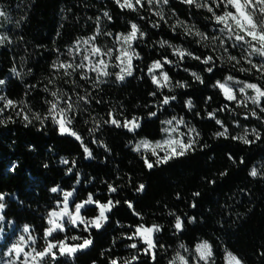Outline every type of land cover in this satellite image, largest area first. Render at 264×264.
I'll return each instance as SVG.
<instances>
[{
	"label": "trees",
	"instance_id": "trees-1",
	"mask_svg": "<svg viewBox=\"0 0 264 264\" xmlns=\"http://www.w3.org/2000/svg\"><path fill=\"white\" fill-rule=\"evenodd\" d=\"M168 2L166 11L157 15L148 3L133 11L121 8L116 0H0L6 13L1 17L6 39L0 45V79L5 81L0 92L15 105L5 107L0 101V204L6 226H28L38 238L45 237L49 214L65 192L73 191L75 202L86 201L89 194L99 203L113 202L99 229L68 226L54 232L52 240L78 236L81 240L70 242L91 239L92 243L74 254H59L50 264H111L113 259L118 264H171L185 249L194 263L196 245L203 239L213 248L210 264H226L227 251L246 264H264V98L259 105L243 109L227 101L215 86L232 76L230 83L264 88V74L241 71L251 68L247 59L230 43L226 47L221 39H211L226 34L220 33L221 26L206 8L182 0ZM132 23L144 36L133 43L139 59L133 60L132 75L124 80L96 82L82 78L84 73L66 76L52 67L74 61L69 50L95 35L97 27V37L105 40L127 34ZM195 31L209 39L195 36ZM162 41L167 43L161 46ZM176 46L201 59L187 55L179 59L173 51ZM207 56L213 57L212 63L202 62ZM164 58L172 61L163 68L170 85L158 88L149 69ZM52 91L64 105L65 100L73 104L70 128L79 140L61 134L49 115L47 101L55 99ZM165 96L175 99L165 105ZM208 113H215V118ZM175 116L197 128L193 148L161 164L150 155L154 166L147 168L149 159L136 150L135 142L163 137L164 122ZM133 117L140 125L134 131L106 123L116 118L123 125ZM225 128L226 136H218ZM233 137H246L251 143ZM259 163L260 174L252 176ZM141 184L144 189L138 191ZM109 186L116 191L110 192ZM83 214L93 218L99 209L96 204L85 205ZM177 217L183 222L181 230L174 227ZM139 225L160 227L155 259L144 251L147 246L140 239L127 238ZM132 243L137 248H130Z\"/></svg>",
	"mask_w": 264,
	"mask_h": 264
},
{
	"label": "snow or ice",
	"instance_id": "snow-or-ice-1",
	"mask_svg": "<svg viewBox=\"0 0 264 264\" xmlns=\"http://www.w3.org/2000/svg\"><path fill=\"white\" fill-rule=\"evenodd\" d=\"M154 0H147V3L151 4ZM164 3L167 4L168 0H155V3ZM184 3L193 5L195 4L196 7H206L207 10L212 13V17L216 24L220 25L219 28L220 33L227 34V39L233 41V43L230 45L231 47L235 48L237 46H240L243 51L245 52L247 63L251 66L250 69H244L241 68V71H250L252 69H255L256 71L264 74V62L260 64H256L253 62L251 57L253 56H260L261 58H264V0H213L215 3V6L218 8L221 5H223L225 11H223L222 14L217 15L213 6L209 3H207V0H204V3H199L197 0H183ZM116 3L121 8H127L133 11L137 10V6L143 7L144 6V0H135V3L133 0H116ZM233 9L232 11H228V8ZM157 15H161L159 12L156 13ZM6 13L3 10H0V17H5ZM104 16L107 17L109 20L111 17L107 12L104 13ZM163 18V17H161ZM99 24V20L97 21ZM158 26V25H157ZM185 31L188 34H193L191 29H185ZM100 34V28L97 27L96 34L83 40L78 41L74 48L69 50V55L71 56L73 52L80 53L83 51L84 54L82 56L81 62L79 64H75L73 62H57L53 64V68L57 71L63 70L64 74L66 76H71L72 72L82 70L87 68L89 72H95L97 74V81L101 76H108L109 72L108 69V63L106 58H111L115 54V60L118 61V64L116 67L120 68V73L117 74V78L119 80H124L125 75H132V61L133 58L139 59V54L135 51L133 48V42L136 41L138 38H142L144 36V33L141 32L138 28V25L135 23L131 24V29L127 34H118L116 38L117 44H119V47L113 46V48L109 49H102L101 47L96 46V36ZM139 34V35H138ZM195 36L202 37L203 39H209V37L206 34H202L199 31H195ZM106 35H112L111 33H106ZM6 39L5 36L0 35V43H3ZM211 39H218V37H212ZM166 41L161 42V46H163ZM223 44V41L221 42ZM81 45H84V48L81 49ZM247 45V48H244V46ZM174 54L179 57V59H183L186 55L191 56L194 59H201L198 56H193L191 52H187L184 49H173ZM224 51H227V48L224 49ZM230 60L235 61L236 63H239V60L235 56H230ZM204 64H209L213 62L212 56H207L202 61ZM172 63V61L167 60L166 58L162 60H156L153 62L149 69V73L152 75V83L157 85L158 88H164L167 87L170 83V78L167 72L163 71L164 65ZM71 70V71H70ZM157 70L160 71V75L157 76L155 73ZM15 72V69H13ZM207 71L211 72L212 68L209 67ZM19 75V73H17ZM193 77H195L196 80H199L201 83H203V80L199 75L196 73H192ZM82 78L87 79V74H85ZM234 77L228 76L225 81H217L216 87H218L224 97L227 101L232 102L235 101L237 103H244V101L238 100L234 88L230 86L228 83L229 81H233ZM236 83H242L237 81ZM5 81L3 79H0V86L4 85ZM183 87L184 85H180ZM246 89H251L255 92L254 96L248 97L245 93ZM238 91L240 93H245V100L250 99L253 104L259 105L261 102V98H264V88H261L258 84L255 83H244L243 86H241ZM51 96L55 99L52 101H47V103L50 104L49 107V115L52 116L53 120L57 123L59 126V131L61 134H70L72 136H75L77 140L80 139V137L76 134V132L72 131L71 128L68 126L72 122V118L69 116V113L72 112L73 104L69 100H65V107L60 108V97L58 96L56 91L51 92ZM80 99H86L85 97H80ZM170 99H175V97L169 98L168 96H165L162 100V104H168L170 102ZM0 101H4L5 107H14V101L11 99H7L5 96H0ZM188 106L191 107V101H188ZM246 106V105H245ZM3 111V108H0V112ZM151 115L155 116L156 113L153 112ZM252 115L255 116L256 112L253 111ZM209 118H215V113H208ZM41 117L39 115L36 116V119H40ZM25 120H28V116H24ZM175 120V117L172 120H167L164 123L167 125H173V121ZM106 123H111L117 127H125L129 131H134L135 129L139 128V122L138 118L133 117L131 120L125 119L123 122V125H121V122L117 120L116 118H111L109 121H106ZM217 124H221L222 122L220 120H216ZM181 124H184V121L178 120L176 121V125L179 126ZM165 133H168L167 139L163 141H158L154 146L150 144L148 141H142L140 145L136 146V150L139 151L141 147L145 149H151L152 155L156 157V164L161 163H167L170 159H173L178 156H183L185 153L193 148V145L195 143L194 138L188 139L187 143L184 141V134H180L179 138H176L172 135V133H175L178 131V127H171V128H165L163 129ZM194 129H189V134L192 133ZM227 129L225 128L223 131L218 132V136H226ZM198 135V133H197ZM234 139H241L245 144L251 143L246 137H233ZM257 138H259L257 136ZM156 149H161L164 151V155L161 156ZM84 152L91 156L92 153L90 150L85 147ZM66 163V161H65ZM146 167L151 169L153 168V163L148 162V160H145ZM252 176H256L258 173L256 169H253L250 173ZM144 185L141 184L138 187V191H143ZM53 192H56L57 189L53 188ZM110 192H115L116 188L109 186ZM72 192H65L63 194V206L62 208L57 211L53 210L49 214L48 218V224L50 225L49 228L45 231V238L52 236L54 232L57 230L64 231V224L62 223L64 217H68L69 221L73 225H77V223H81L85 225V229L89 226L95 227L99 229L102 226V223L107 220L106 212L111 210V207L113 206V202L109 200L107 203H99V201H94L92 198V195L89 194L86 201H83L81 203H77L74 206V212L69 210L68 200L69 197L72 196ZM197 195H199L197 193ZM0 199H3L2 196H0ZM96 204L99 209V215L95 217L92 220L85 221V219L81 216V209L85 207V205H91ZM195 205H193L194 207ZM129 207H132L131 203H129ZM0 208H3V204H0ZM183 222L182 220L177 217L174 227L177 230L182 229ZM160 231V227L158 225H152V226H144L139 225L135 227V231L132 235L128 236L127 238L132 239H140L147 247L144 249V251L151 255L153 259H155V253L154 249L156 247V243L153 239V235L156 232ZM24 232L28 233L29 229L27 227L24 228ZM71 240H81V237L78 236H72L70 237ZM29 241L32 245L35 244V240L29 235ZM28 242L25 241L24 236H20L17 243H14L12 245V248L9 250V255H12L15 253L17 260L20 259L21 254H23V260L20 261V264H42L43 260L47 256H55V253H53V249L58 248L61 255L63 254H73L78 250H81L83 248L88 247L91 245L92 240L91 239H83L82 243L76 244V245H69L67 242V239L61 240L58 243H52L49 242L42 250H37L35 247L31 248L30 252H26L24 250V246L27 245ZM130 248H137V244L132 243L129 245ZM184 246L181 245V248ZM187 251V249H185ZM196 258L197 261H203L205 264H208L212 257V248L211 245L204 241L202 243H199L196 245L195 248ZM133 260L136 259V257L132 258ZM14 264V262H13ZM111 264H118L117 259H113L111 261ZM124 264H132L131 261H125ZM171 264H189L188 259H186L185 255H182L180 252L176 253L175 258L171 261ZM227 264H242V261L233 255L231 252L227 253Z\"/></svg>",
	"mask_w": 264,
	"mask_h": 264
},
{
	"label": "rangeland",
	"instance_id": "rangeland-1",
	"mask_svg": "<svg viewBox=\"0 0 264 264\" xmlns=\"http://www.w3.org/2000/svg\"><path fill=\"white\" fill-rule=\"evenodd\" d=\"M183 1V0H182ZM133 2L135 3V0H133ZM197 2H199V3H204V0H197ZM144 3H147V0H144ZM169 3V2H168ZM168 3L167 4H164V3H155V0H154V2L153 3H151V4H149L151 7H152V9L154 10V11H156V12H159L160 14L161 13H163V12H165L166 11V8H167V5H168ZM207 3H209V4H211L212 6H213V8H214V10H215V12H216V14L217 15H220V14H222L223 13V11H225V9H224V7H223V5H221L220 7H216L215 6V3L213 2V0H207ZM204 8H206V7H204ZM207 9V8H206ZM0 10H1V8H0ZM228 11H232L233 9H231L230 7L227 9ZM3 27H4V24L2 23V20H1V17H0V35H2V36H4V31H3ZM139 28V27H138ZM139 30H140V28H139ZM141 31V30H140ZM139 35V34H138ZM218 37V39H221V42L223 41V44L226 46V47H230L229 46V43L230 44H232L233 43V41H228L227 40V38H225V37H227V34L225 35V37L223 36V38L222 37H220V36H217ZM87 38H89V37H86V38H83V39H81V40H79V41H83V40H85V39H87ZM116 38H117V36H115L114 38L112 37V36H110V38H106L105 40H101V39H99L97 36H96V41H95V44H96V46H98V47H101L102 49H109V48H113V46L115 45V47H119V44H117V42H116ZM134 43V42H133ZM0 45H1V43H0ZM84 48V45H81V49H83ZM244 48H247V45H245L244 46ZM175 49H184L183 47H181V46H176L175 47ZM234 50H237V53H240V55H242L245 59H247L246 58V55H245V52L243 51V49L240 47V46H237V47H235V48H233ZM185 50V49H184ZM136 51V50H135ZM137 52V51H136ZM84 54H86V53H84L83 51H81L79 54L78 53H76V52H74V61H70V62H73V63H75V64H79L80 62H81V59H82V56L84 55ZM107 59V63H108V69H107V71L109 72V75L108 76H106V77H104V76H101L100 78H99V80L98 81H104V80H110V79H113V78H117V74L118 73H120V68L119 67H116V65L118 64V61H116L115 60V54L113 55V57H111V58H106ZM135 58H133V60H134ZM251 59L253 60V62L254 63H256V64H260L261 62V60L258 58V57H256V56H253V57H251ZM132 66H133V61H132ZM71 71V70H70ZM163 71H165V70H163ZM84 73V75L85 74H87V77H88V79H90V80H92V81H96V82H98L97 81V74L95 73V72H89L88 71V69L87 68H85V69H82V70H78V71H74V72H72V73H74V74H76V73ZM166 72V71H165ZM157 76H159L160 75V71L159 70H157V72L155 73ZM84 75H82V76H84ZM221 82H223V81H221ZM229 84H230V86H232L233 88H234V90H236L235 91V94H236V96H237V98H238V100H241V101H244V103H237L240 107H242L243 109H250V108H252L254 105H256V104H253L252 103V101L250 100V99H248V100H245V93H246V95L248 96V97H251V96H254L255 95V92L253 91V90H251V89H246L245 90V93H240L239 91H238V89L242 86V85H237V84H235L234 82L232 83H230V82H228ZM169 85H170V83H169ZM168 85V86H169ZM0 96H2V93L0 92ZM246 105V106H245ZM59 107L60 108H64L65 107V105L62 103V102H60L59 103ZM174 118V117H173ZM173 118H171V119H169V120H172ZM183 120L184 121V124H181V125H179V126H177L176 125V121H178V120ZM139 122V121H138ZM69 127H70V125H68ZM171 127H178V131L177 132H175V133H172V135L174 136V137H176V138H179L180 137V134H184V141H185V143H187V141H188V139H190V138H194V140H195V142H196V138H197V133H198V130H197V128L193 125V124H191L188 120H186L184 117H181V116H175V120L173 121V125H167L166 124V128H171ZM189 129H194V131L192 132V133H190L189 134ZM167 137H168V133H165L164 134V136L163 137H161V138H159V139H155V140H153V139H148V138H141V139H139L138 141H136L135 142V147L137 146V145H140L141 144V142L142 141H148V142H150V144L151 145H155L158 141H163V140H165V139H167ZM140 151L148 158V156H150V155H152V151H151V149H145V148H143V147H141V149H140ZM156 151L161 155V156H163L164 155V151H162L161 149H156ZM153 156V155H152ZM153 157H155V156H153ZM149 159V158H148ZM148 162H151L150 161V159L148 160ZM253 169H256V171H257V175H259L260 174V172H261V164L259 163V164H257ZM252 169V170H253ZM73 194H72V196L71 197H69V200H68V205H69V210L70 211H73L74 212V206H75V204H77V203H81V202H75V196H74V192L73 191H71ZM62 206H63V200L62 201H60L59 203H58V206H57V208L56 209H54V210H57V211H59L61 208H62ZM83 209L84 208H82L81 209V216L85 219V221H88V220H92V219H94L95 217H97V216H95V217H93V218H86L85 216H84V214H83ZM1 211H2V208H0V223H3V225H0V264H13V262H14V264H20V261H22L23 260V254H21V256H20V259L19 260H17V258H16V255H15V253H13L12 255H9L8 253H9V250L12 248V245L14 244V243H17L18 242V240H19V237L20 236H24L25 237V241L26 242H28L27 243V245L26 246H24V250L26 251V252H30L31 251V248L32 247H35L37 250H42L49 242H52V243H58L59 241H61V240H52L51 239V237L52 236H49V237H47V238H45V237H43V238H38L36 235H34L32 232H31V228L30 227H28V226H24V227H22V228H15L14 227V225L13 224H11L9 227H7L6 225V223H5V221L3 220V216H2V214H1ZM109 211H107L106 212V214L108 213ZM62 223L64 224V229H66L68 226H75V227H81V226H85L84 224H81V223H77V225H73V224H71V222L69 221V219H68V217L66 216V217H64L63 218V221H62ZM145 226V225H144ZM25 227H27L28 229H29V232L28 233H25L24 232V228ZM89 227H92V226H89ZM88 227V228H89ZM157 234V232L156 233H154V235H153V239H154V241H155V235ZM29 235H31V237L35 240V244L34 245H32L31 244V242L29 241ZM67 239V238H66ZM65 240V239H64ZM71 240H68L67 239V242H68V244L69 245H76V244H79V243H82V242H77V243H72V242H70ZM204 241H207L209 244H210V242L208 241V240H206V239H203V240H201L199 243H202V242H204ZM198 243V244H199ZM211 245V244H210ZM211 248H212V245H211ZM229 252H231L233 255H235L236 257H238L241 261H242V264H246L237 254H235V253H233L232 251H227V253H229ZM53 253H55V256L54 257H57L59 254H61L60 253V251H59V249L58 248H56V249H53ZM182 255H185V257H186V259H188V261H189V264H204L205 262H203V261H197V258H196V256H194V263L192 262V260H191V258H190V256H189V253L187 252V251H185V250H182L181 252H180ZM227 253H226V264H227ZM74 254V253H73ZM212 254H213V248H212ZM212 257H213V255H212ZM212 257H211V259H212ZM52 256H47V257H45L44 258V260H43V262H42V264H50V263H52L51 262V260H52ZM211 259H210V261L208 262V264H210L211 263Z\"/></svg>",
	"mask_w": 264,
	"mask_h": 264
}]
</instances>
